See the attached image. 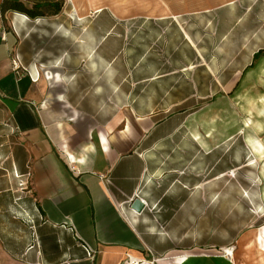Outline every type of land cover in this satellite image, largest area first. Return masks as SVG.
Wrapping results in <instances>:
<instances>
[{
	"label": "crops",
	"instance_id": "0c3cea01",
	"mask_svg": "<svg viewBox=\"0 0 264 264\" xmlns=\"http://www.w3.org/2000/svg\"><path fill=\"white\" fill-rule=\"evenodd\" d=\"M105 1L4 13L0 264L201 260L191 252L200 229L192 248L188 232L222 199L207 196L200 176L215 143L198 135L264 56L254 59L264 0ZM216 164L210 180L224 174ZM262 227L242 238L240 256L226 241L214 245L231 251L228 264H250Z\"/></svg>",
	"mask_w": 264,
	"mask_h": 264
},
{
	"label": "rangeland",
	"instance_id": "374dc122",
	"mask_svg": "<svg viewBox=\"0 0 264 264\" xmlns=\"http://www.w3.org/2000/svg\"><path fill=\"white\" fill-rule=\"evenodd\" d=\"M242 61H249V58L245 56ZM238 78L237 97L223 98L222 112L212 115L213 125H205L202 135H198L206 142L215 143L212 155H207L202 164L200 176L208 181L207 196L216 190L217 197L222 199L221 207L208 208L205 212L200 211L203 213L200 217L195 216L200 221L204 219L205 225L191 226L188 232L191 237L189 248L194 247L199 229L201 232V249L191 251L199 254L198 264H216L215 260L228 264L227 253L231 251L214 243L226 241L240 256L245 251L242 238L264 224V155L256 156L247 141L250 137L257 151L264 150V56L252 67H246ZM214 163H217L215 169L220 166L224 174L220 179L210 180L213 170H209ZM256 239L259 255L256 245H252L248 260L250 264H264V227L256 234ZM177 245L181 246L180 243Z\"/></svg>",
	"mask_w": 264,
	"mask_h": 264
},
{
	"label": "trees",
	"instance_id": "16d2710c",
	"mask_svg": "<svg viewBox=\"0 0 264 264\" xmlns=\"http://www.w3.org/2000/svg\"><path fill=\"white\" fill-rule=\"evenodd\" d=\"M26 1L31 2V5ZM63 6L64 0H2L1 2L3 13L8 10H17L33 17L56 14L62 10ZM263 53L264 49L259 50L254 54V59H258Z\"/></svg>",
	"mask_w": 264,
	"mask_h": 264
},
{
	"label": "built area",
	"instance_id": "2783aa9c",
	"mask_svg": "<svg viewBox=\"0 0 264 264\" xmlns=\"http://www.w3.org/2000/svg\"><path fill=\"white\" fill-rule=\"evenodd\" d=\"M1 2H2V0H0V36L3 40H5L6 39V27H5V24L3 21L4 13L1 10ZM14 66L17 69L22 67V64H21L19 59H17V61L16 60L14 61ZM123 264H134V263L126 261Z\"/></svg>",
	"mask_w": 264,
	"mask_h": 264
},
{
	"label": "water",
	"instance_id": "95a60500",
	"mask_svg": "<svg viewBox=\"0 0 264 264\" xmlns=\"http://www.w3.org/2000/svg\"><path fill=\"white\" fill-rule=\"evenodd\" d=\"M132 206L136 210L141 211L145 207V204L140 198H135L132 203Z\"/></svg>",
	"mask_w": 264,
	"mask_h": 264
},
{
	"label": "bare ground",
	"instance_id": "6f19581e",
	"mask_svg": "<svg viewBox=\"0 0 264 264\" xmlns=\"http://www.w3.org/2000/svg\"><path fill=\"white\" fill-rule=\"evenodd\" d=\"M97 5H98V3H97ZM97 7V6H96ZM233 254V253H232ZM234 260H236L235 258H234ZM139 264V263H138Z\"/></svg>",
	"mask_w": 264,
	"mask_h": 264
}]
</instances>
